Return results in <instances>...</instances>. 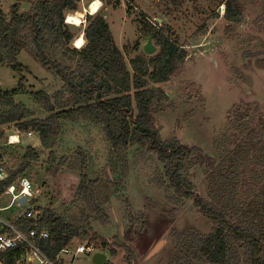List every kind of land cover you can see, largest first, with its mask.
<instances>
[{
	"label": "trees",
	"instance_id": "16d2710c",
	"mask_svg": "<svg viewBox=\"0 0 264 264\" xmlns=\"http://www.w3.org/2000/svg\"><path fill=\"white\" fill-rule=\"evenodd\" d=\"M26 1L31 3L26 13L20 10L23 0H16L8 14L0 9V68H10L21 76L16 89L6 91L0 86V143L5 137L1 128L15 126L21 132L36 133L40 147L28 145L23 162L15 170L5 167L10 178L0 184V196L27 173L31 164L39 162V149L55 148L64 123L85 122L101 128L117 157L127 156L134 147L157 156L163 171L153 182L170 190L175 199L193 201L213 223L207 235L192 231L176 234L169 264H264V120L253 127L259 119V106L245 103L229 113V126L240 140L232 139L228 145L232 152L223 150L225 155L218 162L200 148L187 147L176 138L164 141L154 117L166 109L169 97L156 86L168 83L188 57L173 30L144 22L145 36L153 37L158 52L140 54L128 65L102 15L87 16L86 44L81 49L72 46L75 35L66 23L67 13L79 11L81 0ZM223 4L224 19L240 24L245 12L243 0H225ZM256 22L264 33V15ZM138 48L139 44L134 50ZM22 53H28L59 78L62 89L54 95L44 90L28 91L22 77L27 68L19 62ZM258 65L264 70V61ZM21 95L31 97L48 117L34 119L33 112L17 103ZM196 168L203 169L208 181L207 198L197 194L190 181V173ZM51 171L58 173L60 167H52ZM97 185L101 182L82 174L74 199L77 207L83 206L79 219L67 221L44 209L38 222L21 217L14 226L27 236L32 230L38 234L47 231L48 239L31 240L48 259L56 261L63 249L89 236L92 220L108 223ZM117 197L129 203L124 196ZM97 242L103 248L109 246L108 240L92 234L89 243L97 246ZM24 253L23 246L1 253L0 264H18Z\"/></svg>",
	"mask_w": 264,
	"mask_h": 264
},
{
	"label": "rangeland",
	"instance_id": "374dc122",
	"mask_svg": "<svg viewBox=\"0 0 264 264\" xmlns=\"http://www.w3.org/2000/svg\"><path fill=\"white\" fill-rule=\"evenodd\" d=\"M94 1L101 5L94 15L104 16L128 65L136 56L145 54L143 47L148 37L143 29L144 22L160 29L171 28L179 44L188 52L179 72L168 83L156 86L169 97L166 109L154 117L164 141L176 138L187 147L200 148L218 162L225 151L232 152L229 142L240 140L228 121L235 106L245 103L259 106V119L253 124L254 128L259 120H264V70L258 65L264 58V33L256 25L264 15V0H243L244 19L237 25L224 19L225 0H81L79 11L68 12L67 16L84 13L83 25L66 22L75 35L72 46L76 49L85 46L77 48L75 42L84 37L86 18L91 15L88 11ZM15 3L16 0H0V9L8 14ZM30 8L31 3L23 0L21 12H29ZM202 27H205L204 31ZM137 44L139 48L135 51ZM19 62L27 68L22 77L28 91L44 90L54 95L62 89L61 80L47 72L28 53H22ZM20 79L21 76L10 68H0L3 90L16 89ZM16 100L33 112L34 119L48 117L28 95H21ZM1 129L5 137L0 143V163L15 170L23 162L28 145L35 146L37 141L40 142L39 136L32 132L30 137L31 131L24 133L15 126ZM10 136L16 139L19 136L20 142L10 143ZM216 141L220 149H217ZM38 152L39 162L31 164L27 173L19 176L27 177L34 185L37 210L50 209L67 221L79 219L83 206L77 207L74 199L82 174L101 182L96 191L106 206L109 221L92 220L89 236L80 238L77 243L89 241L92 234L108 240L107 248L97 242L100 252L107 255L106 264H169L176 248V234L192 231L207 235L213 229V223L193 201L175 199L170 190L153 182L163 171L157 156L134 147L127 156L117 157L101 128L85 122L64 123L55 148L52 151L39 149ZM58 166L60 171L53 173L51 168ZM205 178L202 168L190 173L196 193L207 198L208 181ZM117 195L124 196L129 203L118 200ZM8 198L0 199V229L3 223H12L25 211L17 205L6 210ZM162 241L161 250L148 258ZM92 257L83 255L75 260L70 257L64 260L65 264H94Z\"/></svg>",
	"mask_w": 264,
	"mask_h": 264
},
{
	"label": "built area",
	"instance_id": "2783aa9c",
	"mask_svg": "<svg viewBox=\"0 0 264 264\" xmlns=\"http://www.w3.org/2000/svg\"><path fill=\"white\" fill-rule=\"evenodd\" d=\"M28 136L32 137L33 133H28ZM16 137L17 139L14 136H10V143H19L20 137ZM14 139H16L17 142L13 143ZM9 178L10 174L6 170L5 165L3 166L0 163V184L6 182ZM4 193L10 195L12 205L15 204L18 207H20L19 200L25 197L26 203L22 206L25 208V211L21 217L27 220H34L35 222L39 221L42 211L35 209L37 193L34 190V185L27 177H19L5 189ZM15 221L10 224L3 223V226L0 229V254L19 246H23L25 253L18 264H22L24 261L28 264H35L36 262L37 264H65V257H70L75 260L83 255L94 256L96 253H100V250L96 245L87 241L85 243H76L66 247L57 256L56 261H51L40 251L38 244L31 240L32 238L37 237L43 240L48 239L49 233L47 231H42L38 234L36 230H32L29 236L24 235L14 226Z\"/></svg>",
	"mask_w": 264,
	"mask_h": 264
},
{
	"label": "water",
	"instance_id": "95a60500",
	"mask_svg": "<svg viewBox=\"0 0 264 264\" xmlns=\"http://www.w3.org/2000/svg\"><path fill=\"white\" fill-rule=\"evenodd\" d=\"M143 50H144V53L146 55H154L156 52H157V47L156 45L154 44V39L153 37H148L147 38V43L144 45L143 47ZM36 145H39L40 146V142L37 141L35 146ZM26 203V198L23 197L19 200V204L20 206H24V204ZM164 242H160L152 251L151 253L149 254L148 258H152L154 257L162 248ZM106 261H107V255L105 253H96L93 257H92V262L94 264H106Z\"/></svg>",
	"mask_w": 264,
	"mask_h": 264
},
{
	"label": "bare ground",
	"instance_id": "6f19581e",
	"mask_svg": "<svg viewBox=\"0 0 264 264\" xmlns=\"http://www.w3.org/2000/svg\"><path fill=\"white\" fill-rule=\"evenodd\" d=\"M101 5L99 1H94L90 7V11H88L91 15H94L96 13H98V11L100 10ZM78 15V16H77ZM84 17V13H80L78 12L75 16L74 15H69L67 16V23L70 25H74V26H81L83 24V19ZM85 39L83 36L79 37L76 42H75V46L77 48H81L82 46L85 45ZM17 142V140H13V143Z\"/></svg>",
	"mask_w": 264,
	"mask_h": 264
},
{
	"label": "crops",
	"instance_id": "0c3cea01",
	"mask_svg": "<svg viewBox=\"0 0 264 264\" xmlns=\"http://www.w3.org/2000/svg\"><path fill=\"white\" fill-rule=\"evenodd\" d=\"M5 197H9V198H10L9 204H8V205L6 204V210H8V209L10 210L11 208H13V207L15 206V204L12 205L11 196L8 195V194L3 193V194L0 196V199L5 198ZM9 198H8V199H9Z\"/></svg>",
	"mask_w": 264,
	"mask_h": 264
},
{
	"label": "flooded vegetation",
	"instance_id": "af4514ba",
	"mask_svg": "<svg viewBox=\"0 0 264 264\" xmlns=\"http://www.w3.org/2000/svg\"><path fill=\"white\" fill-rule=\"evenodd\" d=\"M260 61H264V58L263 59H260L258 62H260ZM241 106V105H240Z\"/></svg>",
	"mask_w": 264,
	"mask_h": 264
},
{
	"label": "clouds",
	"instance_id": "9594fccd",
	"mask_svg": "<svg viewBox=\"0 0 264 264\" xmlns=\"http://www.w3.org/2000/svg\"><path fill=\"white\" fill-rule=\"evenodd\" d=\"M101 253V252H100Z\"/></svg>",
	"mask_w": 264,
	"mask_h": 264
}]
</instances>
